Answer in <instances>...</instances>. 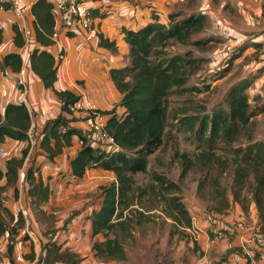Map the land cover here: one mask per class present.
Masks as SVG:
<instances>
[{
    "label": "trees",
    "instance_id": "obj_1",
    "mask_svg": "<svg viewBox=\"0 0 264 264\" xmlns=\"http://www.w3.org/2000/svg\"><path fill=\"white\" fill-rule=\"evenodd\" d=\"M53 7L47 0H34L31 13L34 16L35 41L29 56L30 68L62 103V114L49 120L40 135V148L49 162L60 155L72 143V136L81 141L80 150L70 161L71 174L81 178L86 170L100 167L113 173L115 180L100 188L101 206L90 217L94 240V257L103 261L122 262L127 260L125 244L133 239L134 227L148 222L149 212L155 209L153 203H161V213L181 227L191 226V216L182 203L181 189L178 183L164 175L150 173L151 183L146 187L138 186L134 175L148 172V156L164 144V135L169 117V98L175 94L198 92L194 87H186L189 77L200 70V60L193 58L191 52L173 53L177 46L199 48L201 39H193L206 26L202 14L181 16L180 13L168 15L167 23L159 22L152 16V22L137 30L122 29L128 45L129 64L110 70V78L120 94L118 106L124 111L120 116L115 109L101 112L110 117L106 120V132L120 150L113 154L98 153L78 130L69 127L76 115H71L69 107L78 97L70 90H57L54 87L57 69L63 51L56 61L49 52L54 44L52 35L55 30ZM13 41L17 47L24 44V38L14 25ZM72 36V35H69ZM100 44L113 49L114 43L99 35ZM1 41V35H0ZM22 59L17 53L3 57L0 68H9L19 72ZM227 108L215 107L207 113H189L187 109L172 116L178 131L189 133L201 146V149L189 157L186 153L176 154L180 159L181 179L188 171L201 170L205 175L214 169L223 172L231 170L232 182L230 197L225 188L215 191V213H225L232 203L237 204L244 213H249L253 204L257 210L260 231L264 233V140H257L247 131L254 117L264 114V102L251 107L246 94V85L232 87L225 97ZM71 115V117H69ZM31 126V116L24 103L7 104L3 117L0 116V144L7 139L27 143L26 132ZM244 137L245 141H241ZM28 144L19 157L6 161L5 171L0 170V206L2 194L7 188H13L17 195L18 171L22 168L28 153ZM38 167H29L25 179L28 183V196L31 206L38 216H44L48 223L54 216H46L41 206L48 201L50 189L42 181ZM217 184V181H214ZM202 182L198 183L201 187ZM148 199L146 205L144 199ZM48 217V218H46ZM13 223V227L9 225ZM25 223L21 212L13 216L5 206L0 207V238L8 233L16 236ZM12 243L7 245V256L11 259ZM48 264H80L82 258L68 249L61 250L60 245L49 243L44 247ZM255 257V256H254ZM256 259V258H255Z\"/></svg>",
    "mask_w": 264,
    "mask_h": 264
},
{
    "label": "crops",
    "instance_id": "obj_2",
    "mask_svg": "<svg viewBox=\"0 0 264 264\" xmlns=\"http://www.w3.org/2000/svg\"><path fill=\"white\" fill-rule=\"evenodd\" d=\"M80 2L83 8L91 9L93 12L94 28L82 30L75 36L60 34L48 49L56 61L59 59V53L63 51L54 83L55 89L70 90L77 95L80 87L83 96L98 111L108 112L115 109V114L120 116L124 109L118 106L120 94L110 78V70L129 64V50L122 29L137 30L152 22L154 15L158 17L159 22L167 23L168 15L171 13H180L184 17L202 14L206 19V26L198 35L204 36V39L223 41L224 47L216 49L214 53L218 54L219 58L230 56L229 64L222 70L224 74L215 82L225 84L227 87L225 94L230 88L239 85H246L247 95L251 93L252 96H258L263 91L261 96L264 102V0H80ZM52 12L57 28L58 17L54 11ZM14 25H17L24 38L21 47H17L13 41ZM0 35V66L3 57L9 53H17L22 59V67L17 73L9 68H0V116L3 117L7 104L20 103L18 82H25L28 92L24 105L31 116L32 129L39 137L46 122L62 114V103L44 87L40 78L30 68L29 56L34 48L39 47L35 41L34 16L31 9L23 21L17 20L9 11H0ZM99 35L113 42L114 48L102 46ZM69 127L88 138L86 125L80 115L75 116ZM91 144L93 148L98 147L97 144ZM1 145H5V148L3 147V158L0 159V170L5 171L6 161L19 157L27 143L7 139ZM39 145L40 140L35 158L32 156L34 159L32 158L30 163L28 160L25 161L18 171L17 195L14 196L13 188H7L9 190L5 191L7 201L5 207L13 216L22 210L26 211L28 225L33 232L32 239L25 235V228L19 229L14 236L11 254L13 263L32 264L35 255L45 254L44 247L47 244L55 243L61 246V250L68 249L82 258L80 264H104L96 259L92 252L93 241L101 240L102 237L100 235L92 237L90 216L101 206L100 188L115 180L113 173L100 167H93L86 170L81 178L72 176L70 161L80 150L77 135L72 136L71 146L65 148L53 162L46 159ZM108 149L109 147H106V150ZM29 167H38L42 181L50 189L48 201L41 209L46 216H54L52 223L38 218L32 209L28 183L25 179ZM0 185H3V181H0ZM225 213L224 220L220 221L219 226L224 222L231 223L245 217V213L237 204ZM249 215L254 220L253 223H258L257 210L253 204ZM198 220L199 227L207 225L208 220L205 218L199 217ZM8 240V233L0 238V264H11L7 256ZM204 241L205 238L202 236L201 242ZM234 242L238 243L237 239ZM228 247L225 240L220 241L217 253L224 254V249ZM251 250L258 264H264V247ZM189 264H200L199 257L196 260L192 259Z\"/></svg>",
    "mask_w": 264,
    "mask_h": 264
},
{
    "label": "rangeland",
    "instance_id": "obj_3",
    "mask_svg": "<svg viewBox=\"0 0 264 264\" xmlns=\"http://www.w3.org/2000/svg\"><path fill=\"white\" fill-rule=\"evenodd\" d=\"M203 37L196 35L193 38L201 39L203 42L199 48L177 46L172 50L173 53L179 54L190 51L193 58L200 60V70L195 75L189 77L186 84V87H194L199 91L185 92L183 94L175 93L169 98V117L164 135V144L156 152L148 156V172L145 174L138 173L134 175V179L138 186L146 187L151 183L150 173L156 172L178 183L184 207L189 215L195 218L194 222L197 225H199V217L208 220L205 227L201 226L203 230L208 231L209 226H219V222L222 221V215L223 217L226 215L224 212L215 213L212 207L215 204V191L218 188H225L229 199H231V170L228 168L223 172H219V170L214 169L211 174L206 176L204 171L196 169L188 171L180 179V159L176 157V154L186 153L189 157H193L201 149V146L189 133L178 131V126L172 118V116L180 111V108L187 109L189 113H199L202 108L206 109L207 113H210L217 106L223 109L227 108L225 101L227 87L224 83L215 81L220 79L224 74L222 70L229 64L230 56L226 55L225 58L217 57L218 54L216 55L214 51L224 47V42L221 40L204 39ZM261 94L252 96L249 93L247 95L248 99H250L251 107H257V105L263 103ZM247 131L257 140H264V114L255 116ZM241 141H245L244 137H242ZM0 146L5 148V145L2 146L0 144ZM97 151L98 153L101 152L98 149ZM36 153L35 149L28 158V163L31 162L32 156L35 158ZM103 154L106 155L108 153L103 152ZM215 180L217 184L214 183ZM199 182H202V185L198 191ZM5 195H2V198H5ZM144 200L146 205H149V200L146 198ZM153 204L156 207L148 214L150 220L137 224L134 227L133 239L127 241L125 244V250L128 255L127 260L115 263L101 260V263L138 264V262L143 261V264H189L192 259L196 260L200 256L199 248L191 243L185 228L172 222L171 219L166 218L161 213V203L157 204L156 202ZM1 206H3L2 203ZM234 206L235 204L232 203L230 208ZM38 218L44 219L47 222V219L42 216H38ZM241 220L254 224V220H252L249 213H245L244 219L236 221ZM9 228H11L10 225ZM12 240H14V237L9 236L7 245ZM225 242L229 247L225 248L224 252L230 254L233 249L232 245L235 243L232 240H226ZM217 246L213 250L216 256L219 255L216 250Z\"/></svg>",
    "mask_w": 264,
    "mask_h": 264
},
{
    "label": "built area",
    "instance_id": "obj_4",
    "mask_svg": "<svg viewBox=\"0 0 264 264\" xmlns=\"http://www.w3.org/2000/svg\"><path fill=\"white\" fill-rule=\"evenodd\" d=\"M34 0H0V11H9L14 17L23 21L26 13L31 9ZM51 3L55 14L58 17V25L52 35L55 42L60 34L75 36L82 30H92L94 28L95 16L91 9L83 8L80 0H47ZM23 26V25H22ZM26 42V41H25ZM20 102L26 103V95L28 92L27 84L19 81ZM78 100L69 107L71 115H80L86 125L88 131L89 144H97L96 149L101 150L100 153L106 152L113 154L120 150L114 142V139L106 132V115L102 114L96 107L88 101L82 92V88L78 87ZM71 115L69 117H71ZM28 153L25 161L28 160L33 151L38 147L40 136H36L32 126L26 132ZM81 145V141H79ZM92 145V144H91ZM106 147H109L106 150ZM4 155V149L0 146V159ZM3 196L5 193L2 194ZM7 201L2 199V205L5 206ZM25 223V235L33 238V232L28 228L27 212L20 211ZM195 218L191 217V226L185 228L191 243L195 244L200 251V264H258L254 255L251 254V248L261 249L264 247V233L254 224L246 223L244 220L224 222L221 226H209V230H203L195 222ZM224 217L222 215V221ZM216 222V221H215ZM214 222V224H216ZM220 223V222H219ZM13 227V223L10 224ZM202 236L205 238L204 243L201 242ZM14 237V236H12ZM237 239L238 243L234 241ZM232 240L235 244L232 246V252L222 255H215L213 250L220 241ZM12 243V241H11ZM32 264H48L44 254L35 255Z\"/></svg>",
    "mask_w": 264,
    "mask_h": 264
}]
</instances>
